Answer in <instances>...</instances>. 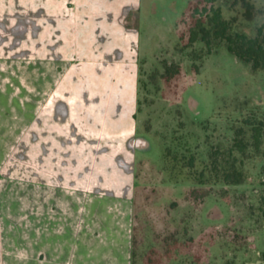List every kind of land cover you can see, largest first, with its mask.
<instances>
[{"label": "rangeland", "instance_id": "rangeland-1", "mask_svg": "<svg viewBox=\"0 0 264 264\" xmlns=\"http://www.w3.org/2000/svg\"><path fill=\"white\" fill-rule=\"evenodd\" d=\"M215 5L235 20L234 31L256 36L262 28L264 34V0H216ZM187 8L188 0H142L131 159L124 163L114 143H101L100 177H90L93 166L83 163L82 176L68 178L84 193L121 192L120 199L131 202L135 229L132 219L127 221L126 244L113 251L125 264L131 263L133 236L134 264H264V142L260 154L245 161L238 156L246 177L241 185L215 182L206 170L213 149L226 152L246 118L264 119V71L254 72L223 42L211 54L200 41L187 47L186 28L179 24ZM10 56L0 54V61ZM3 88L16 91L10 97L17 100L3 105L17 117L0 119L6 129L0 183L9 192L7 201L19 192L20 205L30 206V179L40 178L42 167V151L30 148V90ZM105 154H110L107 167ZM191 158L194 168L187 166ZM108 167L112 177H101ZM201 172L204 185L197 182ZM193 189L199 194L191 197Z\"/></svg>", "mask_w": 264, "mask_h": 264}, {"label": "crops", "instance_id": "crops-1", "mask_svg": "<svg viewBox=\"0 0 264 264\" xmlns=\"http://www.w3.org/2000/svg\"><path fill=\"white\" fill-rule=\"evenodd\" d=\"M141 10L142 0H0V54L11 55L0 61V119L17 117L3 105L16 91L3 86L26 85L30 148L42 151L30 206L19 192L7 201L0 183V264H125L113 251L126 244L131 202L121 192L84 193L68 177H81L83 163L100 177L101 143L131 159ZM5 131L0 121V162Z\"/></svg>", "mask_w": 264, "mask_h": 264}, {"label": "trees", "instance_id": "trees-1", "mask_svg": "<svg viewBox=\"0 0 264 264\" xmlns=\"http://www.w3.org/2000/svg\"><path fill=\"white\" fill-rule=\"evenodd\" d=\"M216 0H188L187 11L183 14L180 25H184L188 37L187 47L194 46L198 41L206 47L207 53L211 54L217 42H223L229 53L239 60L250 64L254 72L264 71V34L262 28L258 29L256 36L234 31V19H226L220 7L215 5ZM247 16L252 18L251 6L247 3ZM185 39L181 35V40ZM264 142V119L249 117L243 121V125L235 132L232 145L221 151L214 148L210 154V161L206 166L215 182H223L226 185H241L246 177L242 169L237 165L238 156L242 160L252 158L261 152ZM194 168L195 159L191 158L188 165ZM264 174V168H263ZM205 172L199 173L197 182L200 185L207 183ZM190 196L199 194L198 190L189 191ZM204 198V197H203ZM135 216H133V230ZM138 241H131V263L134 264V255Z\"/></svg>", "mask_w": 264, "mask_h": 264}]
</instances>
